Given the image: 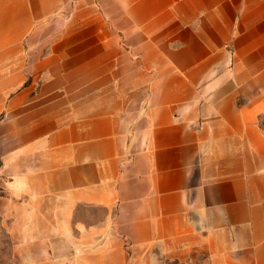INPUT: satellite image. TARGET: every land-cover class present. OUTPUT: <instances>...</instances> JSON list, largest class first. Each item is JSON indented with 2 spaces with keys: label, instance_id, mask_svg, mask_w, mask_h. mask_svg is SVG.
<instances>
[{
  "label": "crops",
  "instance_id": "0c3cea01",
  "mask_svg": "<svg viewBox=\"0 0 264 264\" xmlns=\"http://www.w3.org/2000/svg\"><path fill=\"white\" fill-rule=\"evenodd\" d=\"M0 163L54 264H264V0H0Z\"/></svg>",
  "mask_w": 264,
  "mask_h": 264
},
{
  "label": "rangeland",
  "instance_id": "374dc122",
  "mask_svg": "<svg viewBox=\"0 0 264 264\" xmlns=\"http://www.w3.org/2000/svg\"><path fill=\"white\" fill-rule=\"evenodd\" d=\"M2 178L6 177L0 173V264H54L52 252L46 250L47 229L34 228L31 234L32 231L25 228L26 221L13 217L9 204L5 203L8 190Z\"/></svg>",
  "mask_w": 264,
  "mask_h": 264
}]
</instances>
